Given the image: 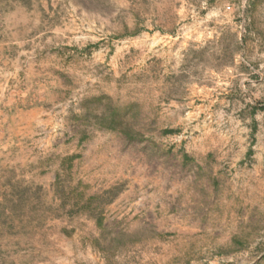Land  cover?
Segmentation results:
<instances>
[{
  "label": "rangeland",
  "instance_id": "obj_1",
  "mask_svg": "<svg viewBox=\"0 0 264 264\" xmlns=\"http://www.w3.org/2000/svg\"><path fill=\"white\" fill-rule=\"evenodd\" d=\"M264 0H0V264H264Z\"/></svg>",
  "mask_w": 264,
  "mask_h": 264
},
{
  "label": "trees",
  "instance_id": "obj_2",
  "mask_svg": "<svg viewBox=\"0 0 264 264\" xmlns=\"http://www.w3.org/2000/svg\"><path fill=\"white\" fill-rule=\"evenodd\" d=\"M260 109H261V110H264V105H262V106L260 107Z\"/></svg>",
  "mask_w": 264,
  "mask_h": 264
}]
</instances>
